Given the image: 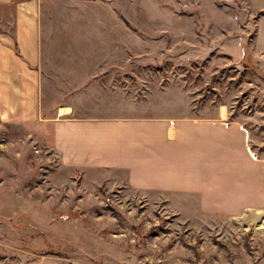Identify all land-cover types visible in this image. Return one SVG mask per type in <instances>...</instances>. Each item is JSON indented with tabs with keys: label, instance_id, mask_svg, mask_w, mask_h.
Segmentation results:
<instances>
[{
	"label": "rangeland",
	"instance_id": "1",
	"mask_svg": "<svg viewBox=\"0 0 264 264\" xmlns=\"http://www.w3.org/2000/svg\"><path fill=\"white\" fill-rule=\"evenodd\" d=\"M36 1L43 118H223L264 162V0ZM95 179L40 123L0 120V264H264V208L204 215Z\"/></svg>",
	"mask_w": 264,
	"mask_h": 264
},
{
	"label": "crops",
	"instance_id": "2",
	"mask_svg": "<svg viewBox=\"0 0 264 264\" xmlns=\"http://www.w3.org/2000/svg\"><path fill=\"white\" fill-rule=\"evenodd\" d=\"M36 0H0V120L51 131L62 168L102 178L201 214L237 216L264 208V162L238 121L57 111L43 118L42 30ZM69 109V108H66ZM96 180V179H95Z\"/></svg>",
	"mask_w": 264,
	"mask_h": 264
},
{
	"label": "bare ground",
	"instance_id": "3",
	"mask_svg": "<svg viewBox=\"0 0 264 264\" xmlns=\"http://www.w3.org/2000/svg\"><path fill=\"white\" fill-rule=\"evenodd\" d=\"M257 218H260L259 216Z\"/></svg>",
	"mask_w": 264,
	"mask_h": 264
}]
</instances>
